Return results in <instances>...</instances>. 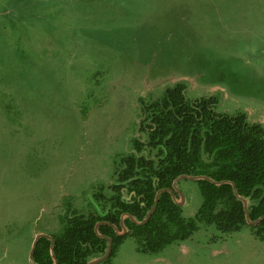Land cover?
Here are the masks:
<instances>
[{"label":"rangeland","instance_id":"obj_1","mask_svg":"<svg viewBox=\"0 0 264 264\" xmlns=\"http://www.w3.org/2000/svg\"><path fill=\"white\" fill-rule=\"evenodd\" d=\"M179 83L264 124V0H0V264H32L38 235L100 209L149 140L144 106ZM175 190L195 217L198 181ZM95 264H264V241L202 222L159 253L128 236Z\"/></svg>","mask_w":264,"mask_h":264},{"label":"trees","instance_id":"obj_2","mask_svg":"<svg viewBox=\"0 0 264 264\" xmlns=\"http://www.w3.org/2000/svg\"><path fill=\"white\" fill-rule=\"evenodd\" d=\"M186 92L179 83L144 106L141 130L149 140H136L140 155L122 159L111 195L105 187L96 192L99 210L67 215L66 228L53 235L54 243L48 236L40 238L36 264H89L106 254L112 240L110 259L128 236L137 240L140 252L159 253L190 238L202 222L224 233L249 227L264 241V219L258 224L248 220V214L252 221L264 216V124L250 122L246 113H219L215 97L190 100ZM182 175L220 183L197 180L204 202L192 218L184 216L183 206L168 191ZM124 226L128 232L119 234Z\"/></svg>","mask_w":264,"mask_h":264},{"label":"water","instance_id":"obj_3","mask_svg":"<svg viewBox=\"0 0 264 264\" xmlns=\"http://www.w3.org/2000/svg\"><path fill=\"white\" fill-rule=\"evenodd\" d=\"M181 178H191V179H195V180H200V179H207V180H210V181H212V182H214V183H217V184H220L219 182H216V181H214V180H212L211 178H209V177H207V176H192V175H182L181 177H179L175 182H174V189H168V191H170L172 194H173V196H174V198L176 199V194H175V188H176V185H177V182L181 179ZM235 189H236V186H235ZM164 190H161L160 192H159V194L161 193V192H163ZM159 194H158V196H159ZM177 201V200H176ZM244 201H245V204H246V208H247V211H248V203H247V200L246 199H244ZM157 203H158V201L156 202V205H157ZM179 203V202H178ZM180 204V203H179ZM156 205H155V207H154V209L150 212V214L147 216V218H146V220L144 221V222H142V223H145V222H147L149 219H150V217L152 216V214L154 213V211H155V209H156ZM264 219V216L263 217H261L259 220H257V221H252L251 219H249V214H248V220H249V223L250 224H258L261 220H263ZM126 227L124 226V229H125ZM127 229V228H126ZM120 234V233H119ZM125 234V233H124ZM44 236H48V235H38L37 236V238L35 239V242H34V244H33V251H32V256H31V259H32V264H36L35 263V261H34V252H35V249H36V246H37V244H38V242H39V240H40V238L41 237H44ZM48 237H50L51 239H52V241H53V243H54V238L52 237V236H48ZM112 240H110V247H109V249H108V251L106 252V254L104 255V257H102L101 259H100V261L101 260H104V259H107V258H109L110 257V255H111V252H112ZM55 259H56V257H55ZM57 260V259H56ZM56 264H57V262H56ZM89 264H94L93 262H90Z\"/></svg>","mask_w":264,"mask_h":264},{"label":"crops","instance_id":"obj_4","mask_svg":"<svg viewBox=\"0 0 264 264\" xmlns=\"http://www.w3.org/2000/svg\"><path fill=\"white\" fill-rule=\"evenodd\" d=\"M100 259H101V257H98V258L93 259L91 262H93L95 264L96 262L100 261Z\"/></svg>","mask_w":264,"mask_h":264}]
</instances>
